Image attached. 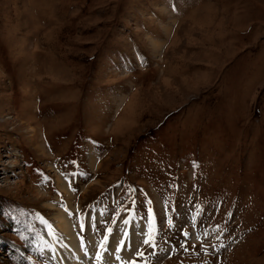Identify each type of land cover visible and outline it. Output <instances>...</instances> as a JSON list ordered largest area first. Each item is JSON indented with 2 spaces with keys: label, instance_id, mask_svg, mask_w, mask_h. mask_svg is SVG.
I'll return each mask as SVG.
<instances>
[{
  "label": "rangeland",
  "instance_id": "obj_1",
  "mask_svg": "<svg viewBox=\"0 0 264 264\" xmlns=\"http://www.w3.org/2000/svg\"><path fill=\"white\" fill-rule=\"evenodd\" d=\"M89 236L124 264H264V0H0V264Z\"/></svg>",
  "mask_w": 264,
  "mask_h": 264
},
{
  "label": "bare ground",
  "instance_id": "obj_2",
  "mask_svg": "<svg viewBox=\"0 0 264 264\" xmlns=\"http://www.w3.org/2000/svg\"><path fill=\"white\" fill-rule=\"evenodd\" d=\"M61 181V180H60ZM96 220V219H95ZM63 221V220H62ZM69 221V220H68ZM99 221V220H98ZM59 226V225H58ZM67 227V222H63L61 226H59V230H62L64 233H66L67 235H69V232H68V229L66 228ZM46 234V232H45ZM115 235V234H114ZM112 235V236H114ZM104 240V239H103ZM53 241V240H52ZM67 241H70L71 242V239L68 238ZM66 242L67 246H69V252H71L72 256L71 258L68 256L67 260H68V263L67 264H76L77 263H82L83 264H124L122 263L121 261H119V257L117 255V258L112 256V255H109L108 256V252L105 253L101 259H97L98 258V255H97V251H99V249H97V245L95 244L93 238H91L89 236L88 238V245L86 247H89L88 250L91 251V254H92V257L89 258V259H86L84 258V254L81 253V251L83 252V247L80 246V245H77V246H73L71 243L68 244V242ZM55 244V242H53ZM117 241L113 240L112 239V243L110 246H113L114 245H117ZM85 247V248H86ZM112 249V248H111ZM110 250V249H109ZM136 249H134L133 251H135ZM97 252V253H96ZM136 252V251H135ZM69 254V253H68ZM83 254V255H82ZM110 254V253H109ZM114 255V254H113ZM121 257V256H120ZM122 258V257H121ZM61 264V263H60Z\"/></svg>",
  "mask_w": 264,
  "mask_h": 264
},
{
  "label": "trees",
  "instance_id": "obj_3",
  "mask_svg": "<svg viewBox=\"0 0 264 264\" xmlns=\"http://www.w3.org/2000/svg\"><path fill=\"white\" fill-rule=\"evenodd\" d=\"M12 220L17 223V225L19 227H21V231L25 232L27 234H30L32 232L33 229V233L36 232V230L34 228H32L29 224H28V220L27 219H21V218H16L13 217Z\"/></svg>",
  "mask_w": 264,
  "mask_h": 264
},
{
  "label": "snow or ice",
  "instance_id": "obj_4",
  "mask_svg": "<svg viewBox=\"0 0 264 264\" xmlns=\"http://www.w3.org/2000/svg\"><path fill=\"white\" fill-rule=\"evenodd\" d=\"M75 175H76V174L73 173V176H75ZM149 211H150V210H149ZM93 221H95V217H93ZM81 230H83V224H81ZM184 235L186 236L187 233H184ZM143 242H144V244L151 245L153 248L156 247V243H155L154 239H146V240H144ZM141 255H143V253H141Z\"/></svg>",
  "mask_w": 264,
  "mask_h": 264
}]
</instances>
